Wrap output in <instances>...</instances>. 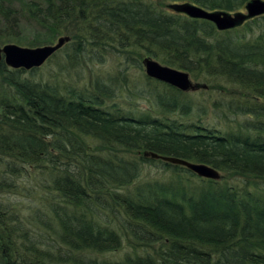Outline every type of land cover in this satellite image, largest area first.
<instances>
[{
    "label": "trees",
    "instance_id": "trees-1",
    "mask_svg": "<svg viewBox=\"0 0 264 264\" xmlns=\"http://www.w3.org/2000/svg\"><path fill=\"white\" fill-rule=\"evenodd\" d=\"M167 1L233 12L249 0ZM161 2L28 0L16 9L0 0L3 34L25 19L69 36V59L91 49V58L102 61L117 44L128 61L133 43L144 57L206 86L198 89L218 93L193 103L197 89L180 91L146 73L142 85L128 86L123 70L107 81L94 78L89 88L61 89L1 59L0 264H264V14L219 31ZM40 42L29 40L28 47ZM90 137L98 141L93 150L86 148ZM145 151L212 165L241 185L199 176L194 183L182 173L137 182L147 162L192 173ZM33 166L39 167L25 195L40 202L28 215L45 231L31 234L5 199ZM35 183L42 194L56 195L35 194ZM115 200L124 207L121 218ZM106 207L119 226L89 217ZM124 240L133 253L120 259L85 252H112Z\"/></svg>",
    "mask_w": 264,
    "mask_h": 264
},
{
    "label": "rangeland",
    "instance_id": "rangeland-1",
    "mask_svg": "<svg viewBox=\"0 0 264 264\" xmlns=\"http://www.w3.org/2000/svg\"><path fill=\"white\" fill-rule=\"evenodd\" d=\"M10 1V3L13 5V8H20L21 6L26 5L28 0H7ZM162 8L167 11H172L171 8H169V4L167 0H162L161 2ZM167 4V7H164V5ZM171 4V3H170ZM175 12V11H174ZM178 13V12H177ZM183 14V13H181ZM260 16V15H259ZM188 17V16H187ZM257 17V16H256ZM190 18V17H188ZM61 35H54L53 32L47 31L46 29L42 30L41 26L33 25L30 23H27V21L22 19V21L19 23V25L16 26V31L9 29L6 34L2 33V30H0V45H3L5 43H14L23 47H28L29 40H38L42 41L39 45L41 46L44 44H54L57 40V38ZM88 36V35H87ZM21 41V43L19 42ZM69 41H71L69 39ZM68 41V42H69ZM67 42V43H68ZM64 44L59 50H57L53 54V57H50L44 64H42L38 68H34L35 70L31 71V69H24L25 77H32L35 80H42V82L47 83H53L57 85L59 88L64 89L67 86L74 87L75 89L82 90L84 88H89L92 85V81L96 77H100L104 80H109L111 75H119L123 70V79L125 82H127L129 85L132 86L133 84L142 85L145 81V71L143 66H140L138 64L139 59H142L144 57V53L141 52L137 47L133 46V43H128V61L125 59V54L118 53L117 49H123V46H119L117 44H113L112 51H107L105 53V57L102 61L97 60L95 57L91 58L93 53L91 52V49H88L85 51L83 56L76 58L77 62H75V58L69 59L67 56V52L69 51L68 44ZM35 46V47H36ZM137 52V53H135ZM134 57V58H132ZM33 74V76L30 75ZM191 77V76H190ZM193 81H199L191 77ZM121 77H118L117 81L123 80ZM166 84V83H165ZM126 87H124L125 89ZM122 89V90H124ZM152 88L149 89V91ZM207 89H197L193 94H191V98H194V102L201 100L204 102H207L218 96L217 92H214L213 90H207ZM187 92V91H186ZM138 106L143 109L147 107L146 100L144 99H138ZM248 118L245 114L242 115V117ZM254 117V116H253ZM182 119V117H181ZM204 120H208V118H204ZM86 148L88 150L95 149V146L98 144V141L95 138H87L86 140ZM134 155V154H133ZM39 166H33L32 169L29 170L27 173V178L24 179V185L18 186V190H13L9 192V196H7L6 203H8L12 208V210L16 213V215H20L22 217L21 224L25 227V229H28L31 234L35 232L42 233L44 230L40 227L37 228L38 222L36 221L34 216L28 215L30 213L31 206H33L36 202H40L39 200H33L31 201L29 198L26 197L25 194H27V187L29 184L33 183L34 180L32 179V175L35 174V170H37ZM174 169H170L167 167L161 168V166H157L155 164L150 163H144L141 167V171L139 174V177L136 179L137 182L145 181V180H163L164 182H167L168 179H174V173H182L185 177L189 178V181L196 183L199 182L198 176L194 175V173H190L186 170H180V171H172ZM44 171V170H43ZM219 171V170H218ZM25 172V171H24ZM220 178L222 180L228 181L232 185H241V178H239L237 175H227L222 173V171H219ZM216 179V180H219ZM37 183H35L34 188L32 189L35 194L38 192V194H42L40 190V187H36ZM40 186V185H39ZM36 187V188H35ZM45 193H43V197L46 193L52 194L53 197L56 195L52 190L45 189ZM29 197V195H28ZM45 199V205L47 206V201ZM118 207V213H120L119 218L122 217V215H125L124 207L122 203L119 200L113 201ZM36 210V208H33ZM68 209V208H67ZM105 212L106 214H102ZM89 215L92 214L91 211L87 212ZM101 215H92L89 217L98 218L102 217L103 220L110 222L115 227L116 225L119 226V220L114 215L117 216V214L114 213V211H111L109 208H103ZM122 214V215H121ZM119 229V227H118ZM128 243V244H127ZM132 242H127L124 240L121 247H119L115 251H106L103 254H97L93 253L92 251H85L90 257L93 258L94 256L100 257V258H106V259H120L121 257H124L125 255H130L133 253L131 250L134 247L131 245ZM137 245V243L135 244ZM140 244H138L139 246Z\"/></svg>",
    "mask_w": 264,
    "mask_h": 264
},
{
    "label": "water",
    "instance_id": "water-1",
    "mask_svg": "<svg viewBox=\"0 0 264 264\" xmlns=\"http://www.w3.org/2000/svg\"><path fill=\"white\" fill-rule=\"evenodd\" d=\"M168 6L173 11L183 13L190 18L211 21L219 31L240 26L246 20L264 14V0H249L244 4L243 10L233 12L209 10L191 2L171 3ZM69 39V36L63 35L59 36L54 44H44L36 47H23L14 43H5L0 45V60L2 59L11 68H38ZM142 64L148 77L167 83L180 91H193L199 87H206L193 81L187 71L162 64L152 57H144ZM144 155L184 166L199 177L213 180L220 178L217 168L203 162H192L180 157L165 156L151 151H145Z\"/></svg>",
    "mask_w": 264,
    "mask_h": 264
}]
</instances>
